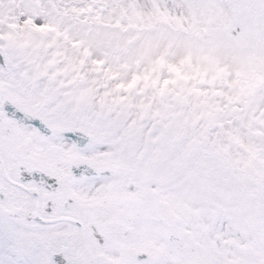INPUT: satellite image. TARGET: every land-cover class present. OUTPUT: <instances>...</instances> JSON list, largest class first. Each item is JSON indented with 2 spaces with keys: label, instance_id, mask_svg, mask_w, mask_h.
<instances>
[{
  "label": "snow or ice",
  "instance_id": "obj_1",
  "mask_svg": "<svg viewBox=\"0 0 264 264\" xmlns=\"http://www.w3.org/2000/svg\"><path fill=\"white\" fill-rule=\"evenodd\" d=\"M0 264H264V0H0Z\"/></svg>",
  "mask_w": 264,
  "mask_h": 264
}]
</instances>
